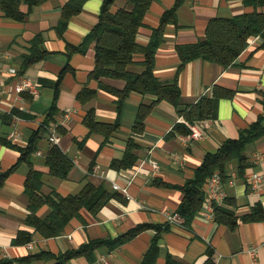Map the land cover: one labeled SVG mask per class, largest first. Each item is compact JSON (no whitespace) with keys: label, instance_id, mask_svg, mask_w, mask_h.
<instances>
[{"label":"crops","instance_id":"crops-1","mask_svg":"<svg viewBox=\"0 0 264 264\" xmlns=\"http://www.w3.org/2000/svg\"><path fill=\"white\" fill-rule=\"evenodd\" d=\"M176 1L151 2L136 42L147 45L162 17L175 8L162 26L153 75L160 83L176 81L180 91L177 103L156 102L153 95L135 92L120 101L123 81L90 77L94 68L91 47L68 52V47H79L97 23L103 0H42L31 7L21 3L22 20L15 19L14 13L6 14L0 5V70L15 71L5 75L0 89V176L5 175L0 184V264H264V220H241L256 204L264 212L261 39L257 35L250 38L234 64L226 68L194 59L179 69L177 54L178 46L204 38L209 20L232 18L252 9L242 0H182L175 7ZM79 3L80 10L75 13ZM124 4L118 0L113 9L131 8ZM66 9L70 15L62 27ZM260 11L264 12V6ZM32 57L34 60L27 62ZM133 60L140 63L143 56L136 55ZM130 70L140 73L143 69L134 64ZM18 76L30 79L38 94L23 93L22 99L16 100L12 87ZM88 92L94 95L88 98ZM202 97L212 99L210 113L202 120L187 121L185 112ZM140 108L145 112L142 129L134 132ZM67 110L69 117L63 122ZM88 112L97 125L93 130L84 123ZM48 114V120L56 125V147L71 162L63 179L48 174L45 160L52 146L48 134L34 136ZM257 122L263 134L244 150L248 164L244 173L238 175L235 160L224 169L222 187L231 203L218 205L238 217L237 226L216 223L204 204L185 222L178 215L179 187L194 179L207 154H214L224 141L236 139ZM113 125L114 131L102 127ZM193 129L202 134L201 139L179 140ZM13 130L19 135L10 141L7 137ZM32 137L33 152L20 158ZM121 163L129 165L122 167ZM30 169L41 173L40 194L44 197L52 193L76 195L89 183L107 189L110 198L96 213L82 209L60 234L44 237L25 223L30 213L25 194ZM251 174L263 177L257 192L249 188ZM113 184L125 188L127 194L114 189ZM48 210L44 205L35 215L44 218ZM174 214L177 219L170 222L168 218ZM142 226L145 229L114 249L100 245L92 248L91 257L81 254L65 260L66 254L92 241H114ZM20 233L28 235L29 241L17 243Z\"/></svg>","mask_w":264,"mask_h":264},{"label":"trees","instance_id":"trees-1","mask_svg":"<svg viewBox=\"0 0 264 264\" xmlns=\"http://www.w3.org/2000/svg\"><path fill=\"white\" fill-rule=\"evenodd\" d=\"M42 0H2L0 5L6 14L14 13V18L22 20L24 15L18 8L21 3H27L28 7L34 6ZM118 0H103L98 21L85 36L79 47H68V52L73 50L82 51L86 48H92L94 53V68L90 77L94 79L109 78L121 80L125 83L124 89L119 93L120 101L124 100L130 93L150 94L156 97V102L161 100L177 103L180 97L176 81L169 83H160L153 75L154 56L157 46L162 41V34L165 22L169 16H173L175 8L171 9L161 19L160 27L152 31L150 41L143 46L136 42L139 29L143 27L142 19L153 0H123L124 5H130V9L120 7L113 9ZM182 0H177L175 7ZM81 2V1H80ZM245 7L252 10L248 13L232 18H214L208 21L204 38L195 44L182 45L177 47V54L180 58L179 69L187 62L194 59H201L206 62L220 65L224 68L234 64L240 53L246 48L247 41L258 36L261 39L264 48V12L260 9L264 6V0H242ZM81 3L78 4L74 12L80 10ZM69 8V7H68ZM70 10L66 9L63 13L61 26L64 27L66 20L70 15ZM10 16V15H9ZM136 55H142L143 61L134 62ZM30 58L27 62L33 61ZM139 65L142 72L135 73L130 70V66ZM80 92L78 98H82ZM93 92H88V98L93 96ZM264 105V95L262 99ZM212 99L202 97L198 103L191 106L184 114L189 122L204 119L211 111ZM49 114L43 122L40 129L35 132V138L40 133H47L44 127L50 122ZM145 112L139 109L136 122L133 127L134 132L142 129ZM93 115L88 112L84 123L90 130L95 129L97 125L93 124ZM104 129L114 131L116 125L102 126ZM98 129V128H96ZM176 131H179L175 127ZM188 131H184V133ZM263 130L260 125L254 123L248 129L240 132L236 139H228L222 143L214 154H207L201 165L195 171L193 180L187 181L179 187L182 193V200L178 205V215L188 222L200 209L204 203V185L208 177L218 172L225 180L224 169L232 161H237L238 175H242L248 164L244 156V150L247 145L252 144L261 137ZM131 141L128 142V145ZM33 137L27 147L20 151V158H26L34 150ZM45 165L48 174L59 179L66 178L70 168V160L64 156L56 145H52L47 153ZM129 165V163H128ZM127 163H121L120 166L127 167ZM5 175L0 176V184ZM42 187L41 173L30 169L25 183V194L29 198L30 213L25 220L27 226L34 231L39 232L44 237H54L60 234L67 222L74 217H78L82 209L89 213H96L103 207L110 198L107 189L102 186L95 187L89 183L76 195L61 197L55 193L48 196H42L40 189ZM231 203L223 199L222 204ZM44 205L48 206V213L44 218H38L35 214ZM214 220L218 224H223L229 228H235L238 224V217L235 214L218 204H213ZM242 222L262 221L264 212L259 205H255L249 214L241 218ZM145 229V226L137 227L128 235L118 238L114 241H92L82 246L78 251L69 252L65 260L70 257L88 254L91 257V250L100 245H106L109 249H114L125 241L132 238L135 234ZM28 235L22 233L18 235L16 242H28Z\"/></svg>","mask_w":264,"mask_h":264},{"label":"built area","instance_id":"built-area-1","mask_svg":"<svg viewBox=\"0 0 264 264\" xmlns=\"http://www.w3.org/2000/svg\"><path fill=\"white\" fill-rule=\"evenodd\" d=\"M6 74H15V71L13 69H8V70H0V89L3 87L4 80H5V75ZM12 92L16 98V100H21V95L23 93H28L31 96H36L38 94V90L35 87V85L32 83V81L24 76H18L15 79V82L12 87ZM69 117V110L65 111L62 115L61 121H66ZM55 123H49L44 129L46 130L48 134V141L52 145H57L59 138L53 132ZM18 131L13 130L7 137L8 140L14 141L16 138H18ZM202 138V134L196 130L193 129L192 132L185 137H179V140L183 143H187L189 140H199ZM152 165L154 168H157V165L155 162L152 161ZM263 182V177L259 174H251L249 176L248 180V185L251 191L257 192L260 190L261 184ZM230 183H232L230 181ZM223 180L222 177L218 172L213 173L210 177L207 178L205 185H204V208L206 211L212 216L213 218V204H220L222 203L223 199L225 198V193L223 190ZM114 189H120L125 195L126 189L121 188L116 184H113ZM177 219V214H174L168 218L170 222L174 221ZM30 246V245H29ZM251 253L254 254L252 251ZM9 264H14V263H9Z\"/></svg>","mask_w":264,"mask_h":264}]
</instances>
